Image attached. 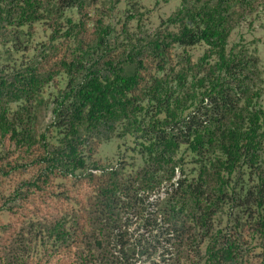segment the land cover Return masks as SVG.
<instances>
[{
	"label": "trees",
	"instance_id": "1",
	"mask_svg": "<svg viewBox=\"0 0 264 264\" xmlns=\"http://www.w3.org/2000/svg\"><path fill=\"white\" fill-rule=\"evenodd\" d=\"M99 2L0 0L16 52L51 29L39 58L0 64V264H241L256 239L264 264V79L246 45L229 48L264 0H182L164 29L125 31V55L110 24L88 28ZM112 135L135 138L137 171L93 159Z\"/></svg>",
	"mask_w": 264,
	"mask_h": 264
},
{
	"label": "rangeland",
	"instance_id": "2",
	"mask_svg": "<svg viewBox=\"0 0 264 264\" xmlns=\"http://www.w3.org/2000/svg\"><path fill=\"white\" fill-rule=\"evenodd\" d=\"M261 1V0H260ZM182 0H100L96 6H90L88 8L87 17L89 20L88 28H91L96 19H103V22L110 24L113 29V35L111 43L116 46L114 53L126 54L129 47L126 46L124 35L126 32L132 33V35L142 34L147 36L153 33L156 29H164L163 24L168 17L172 16L181 7ZM241 10V8H239ZM135 15L134 18L129 19L130 15ZM68 17L78 20L79 14L77 8H73L66 11ZM236 28L233 30L229 38V48L235 45H246L249 53H253L257 59L258 72H262V80L264 79V5L256 3L255 11L253 13H247L246 17L240 19L236 24ZM36 31L29 45V49L24 52H16L14 40H8L7 44L0 38V64L14 65L19 64L24 60H33L39 58V52L42 47V43L49 39L51 29L44 23H37L35 25ZM22 38L21 41H24ZM73 43V40L70 41ZM236 46V49L239 48ZM208 46L205 43H200L196 46L187 48V54L191 56L193 62H197L207 51ZM183 49L178 48L173 52V62L177 63L183 58ZM185 55V54H184ZM12 58L9 60V58ZM151 74H163L164 72H158L156 62H149ZM169 66H167L168 68ZM63 84L67 82L63 79ZM260 104L264 107V89L263 95L260 99ZM51 120L50 111L45 108L41 109L40 122L37 125V130H43L49 121ZM138 146L135 144V138L128 136L125 139H121L116 135H112L109 139H103L100 146L97 149L93 159L99 161L106 166H119L124 167V171L132 173L137 171L138 167L143 164V159L138 153ZM264 158V154H263ZM191 167V166H189ZM30 175V172L27 176ZM17 179V177L15 178ZM13 183V182H12ZM6 189H9V181L6 180ZM166 187L162 188L159 193L154 194L152 199H155L161 194H165ZM9 218L8 213L0 212V221H7ZM227 218L225 216L224 221ZM245 234L247 231L244 232ZM259 242L258 239L255 242L249 243L243 247V260L241 264H254L256 261H261L260 257H257V253H260L259 248H255L254 245ZM206 242L201 245V252H204ZM255 254V255H254ZM200 264H204L203 258L197 257ZM191 264V263H188ZM196 264V263H192Z\"/></svg>",
	"mask_w": 264,
	"mask_h": 264
}]
</instances>
